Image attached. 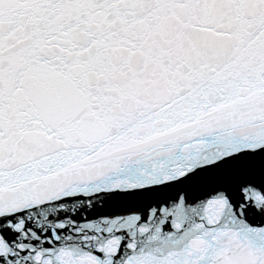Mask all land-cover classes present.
<instances>
[{"label":"snow or ice","instance_id":"obj_1","mask_svg":"<svg viewBox=\"0 0 264 264\" xmlns=\"http://www.w3.org/2000/svg\"><path fill=\"white\" fill-rule=\"evenodd\" d=\"M0 264H264V0H0Z\"/></svg>","mask_w":264,"mask_h":264}]
</instances>
